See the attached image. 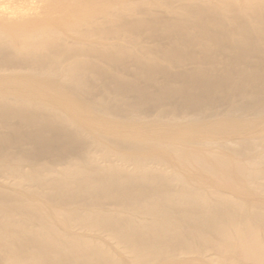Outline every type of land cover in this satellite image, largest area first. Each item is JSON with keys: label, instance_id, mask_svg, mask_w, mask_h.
<instances>
[{"label": "bare ground", "instance_id": "bare-ground-1", "mask_svg": "<svg viewBox=\"0 0 264 264\" xmlns=\"http://www.w3.org/2000/svg\"><path fill=\"white\" fill-rule=\"evenodd\" d=\"M0 264H264V0H0Z\"/></svg>", "mask_w": 264, "mask_h": 264}]
</instances>
